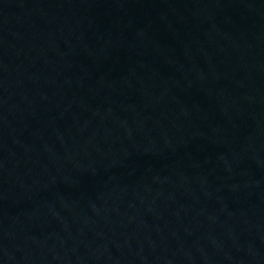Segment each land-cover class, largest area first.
<instances>
[{
    "label": "water",
    "instance_id": "obj_1",
    "mask_svg": "<svg viewBox=\"0 0 264 264\" xmlns=\"http://www.w3.org/2000/svg\"><path fill=\"white\" fill-rule=\"evenodd\" d=\"M0 264H264V0H0Z\"/></svg>",
    "mask_w": 264,
    "mask_h": 264
}]
</instances>
